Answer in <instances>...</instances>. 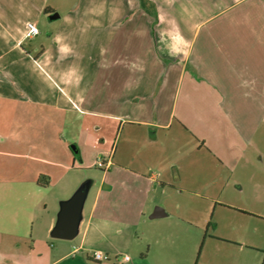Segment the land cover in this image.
<instances>
[{
  "label": "crops",
  "instance_id": "0c3cea01",
  "mask_svg": "<svg viewBox=\"0 0 264 264\" xmlns=\"http://www.w3.org/2000/svg\"><path fill=\"white\" fill-rule=\"evenodd\" d=\"M28 107L55 110V151L39 159L52 168L0 187V264H200L221 240L152 192L237 158L264 167V0H0V111ZM43 174L48 218L27 193ZM85 182L76 237L50 242Z\"/></svg>",
  "mask_w": 264,
  "mask_h": 264
},
{
  "label": "rangeland",
  "instance_id": "374dc122",
  "mask_svg": "<svg viewBox=\"0 0 264 264\" xmlns=\"http://www.w3.org/2000/svg\"><path fill=\"white\" fill-rule=\"evenodd\" d=\"M73 1L55 0V5L64 9ZM126 130L122 138V131L118 136L114 135L112 144H105V149L113 148L115 152L118 146V151L121 150ZM136 130L137 136L144 131ZM163 134L164 131H161ZM53 135V109L28 107L0 111V187L12 184L10 182H15L18 177L29 179L36 167L43 171L52 168L39 159H48V152L55 151ZM17 139L22 140L23 144L17 145ZM136 149L143 152L145 148L142 143H136ZM193 154L197 155V152ZM91 160L94 164L98 163L92 171V177L95 178L100 174L98 170L104 167V159L93 154ZM254 160L258 164L251 171L242 166V158H237L229 162L231 167L221 166L216 175L188 172L182 175L181 181L174 179V173H171L172 184L162 189L158 183L152 192L162 204L160 207H166L173 216L176 213L205 225L210 224V233H215L217 236L214 237L221 240L211 241L209 247H205L208 254L206 252L202 256L200 264H264V167L258 156ZM38 181L41 186L32 191L28 188V198L36 202L40 216H54L55 180L51 183L50 176L43 174L39 175L35 183ZM26 184L30 185L31 181L27 180ZM94 192L95 188L91 194ZM49 241L55 242L56 239L52 236Z\"/></svg>",
  "mask_w": 264,
  "mask_h": 264
},
{
  "label": "water",
  "instance_id": "95a60500",
  "mask_svg": "<svg viewBox=\"0 0 264 264\" xmlns=\"http://www.w3.org/2000/svg\"><path fill=\"white\" fill-rule=\"evenodd\" d=\"M88 187V182H85L70 199L62 203L53 237L67 240L76 237Z\"/></svg>",
  "mask_w": 264,
  "mask_h": 264
},
{
  "label": "built area",
  "instance_id": "2783aa9c",
  "mask_svg": "<svg viewBox=\"0 0 264 264\" xmlns=\"http://www.w3.org/2000/svg\"><path fill=\"white\" fill-rule=\"evenodd\" d=\"M28 37L32 38L34 36H36L39 33V30L36 26V24L34 22H29L28 23ZM103 164V163H102ZM93 257L95 260H104V259H108V255L104 254L101 251H95L93 254ZM130 257L128 255H125V259H129Z\"/></svg>",
  "mask_w": 264,
  "mask_h": 264
}]
</instances>
